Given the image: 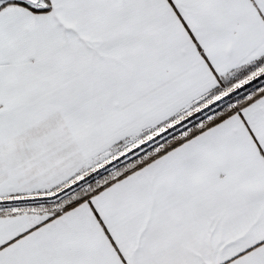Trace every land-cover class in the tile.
I'll use <instances>...</instances> for the list:
<instances>
[{"label":"snow or ice","instance_id":"snow-or-ice-1","mask_svg":"<svg viewBox=\"0 0 264 264\" xmlns=\"http://www.w3.org/2000/svg\"><path fill=\"white\" fill-rule=\"evenodd\" d=\"M0 264H264V0H0Z\"/></svg>","mask_w":264,"mask_h":264}]
</instances>
